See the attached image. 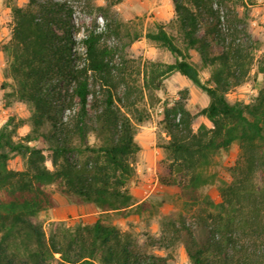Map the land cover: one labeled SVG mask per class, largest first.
Instances as JSON below:
<instances>
[{
	"label": "trees",
	"instance_id": "16d2710c",
	"mask_svg": "<svg viewBox=\"0 0 264 264\" xmlns=\"http://www.w3.org/2000/svg\"><path fill=\"white\" fill-rule=\"evenodd\" d=\"M122 1L97 6L105 22L88 26L79 42L67 0L9 1L11 36L0 48L4 76L11 79L5 95L25 103L29 115H10L0 127V264H169L174 255L159 251L178 244L190 264H264V85L250 102L227 96L248 81L257 59L256 40L241 28L253 2L173 0L181 45L160 23L144 36L174 61L145 60L135 69L136 61L106 40L123 31L109 15ZM192 51L210 71L205 80ZM260 62L264 79V58ZM175 72L203 90L209 103L196 114L183 98L163 104L169 139L160 144L166 155L156 162V177L177 188L193 218L163 214L160 235L140 242L116 219L147 205L129 186L141 149L137 126L150 119L154 92ZM197 115L211 125L195 129ZM21 126L29 127L22 136ZM234 143L240 155L231 179L219 180L211 169L214 156ZM16 156L20 169L10 167ZM211 184H217L218 202L203 192ZM56 193L93 203L97 220L54 221L47 234L32 218L56 206Z\"/></svg>",
	"mask_w": 264,
	"mask_h": 264
},
{
	"label": "rangeland",
	"instance_id": "374dc122",
	"mask_svg": "<svg viewBox=\"0 0 264 264\" xmlns=\"http://www.w3.org/2000/svg\"><path fill=\"white\" fill-rule=\"evenodd\" d=\"M10 0H0V48L2 44L7 42L11 36L12 16L9 6ZM28 0H13V3L24 6ZM73 9L72 23L74 24L72 36L79 42L83 37V33L88 26H92L95 22L100 25L104 24V18L97 10V6L105 5L107 0H67ZM252 5L249 7V16L246 23L241 24L256 40V61L251 70L249 79L243 85H240L231 90L227 96L231 101L250 102L252 101L259 89L264 85V79L258 72L259 63L264 58V0H251ZM243 10L239 6V12ZM260 10V11H258ZM109 15L113 19H117L123 23V31L119 35L109 34L106 38L108 44L115 45L121 53L127 55L128 58L135 60V69L142 65L145 60H154L161 62H173L175 57L167 49L145 38V33L156 30L157 24H163L166 30L177 36V42L181 45V40L178 36V30L173 23L175 17L173 0H123L118 5L111 8ZM254 20L258 21V25H253ZM260 26V28H259ZM135 35H140L133 42L129 40ZM79 47V43L76 44ZM193 61L200 68L202 80H205L210 71L201 65L198 54L192 51ZM6 67V57L0 49V127L6 123L10 115H15L16 118H26L29 115L27 105L14 98L5 95L11 89L10 85H5L6 82H11V79L4 76ZM141 81L139 80V83ZM158 98L155 106L151 107V117L149 120L137 126L136 138L141 137L142 141L153 139L154 142L149 145L150 159L165 157L164 150L160 144L169 139L167 130L163 123V104L171 105L174 101L184 100L187 108L196 114L202 107L209 103L208 95L193 84L189 79L178 72L172 73L164 80V85L161 89L154 92ZM185 94V97L183 95ZM206 123L211 125L210 121L202 116L197 115L193 126L196 129L199 124ZM29 130L28 126L18 128V135H25ZM96 140L93 134L90 135L89 141L92 143ZM139 151L136 161V170L140 164ZM240 155V147L238 143L232 144L227 150H222L214 156L212 171L216 172L219 180L231 179V168ZM49 164V163H48ZM151 165V164H150ZM10 167L20 169L23 167V160L16 156L10 160ZM156 167H144L135 175L130 182V190L141 195H147L144 199L147 202L146 207L140 214H134L127 218H117L116 222L126 230H129L135 238L140 242L146 241L149 236H159L161 233L162 222L164 221L163 214H169L174 218L184 216L188 220H192V212L189 211L176 187H165L157 182ZM203 192L209 194L216 202L221 200L217 184H211L203 188ZM58 193L55 194V196ZM41 212L33 217L35 223L41 224L46 233L49 234L51 224L54 221L48 222L46 218L41 216ZM80 219L69 218L64 220L66 223H75ZM82 220V218H81ZM161 254L171 252L175 259L169 264H190L185 253V249L181 244L174 246L173 249L160 250ZM55 264V262L50 263Z\"/></svg>",
	"mask_w": 264,
	"mask_h": 264
},
{
	"label": "crops",
	"instance_id": "0c3cea01",
	"mask_svg": "<svg viewBox=\"0 0 264 264\" xmlns=\"http://www.w3.org/2000/svg\"><path fill=\"white\" fill-rule=\"evenodd\" d=\"M260 11V10H258ZM253 25H258V21L254 20L252 22V28ZM260 28V26H259ZM137 142L140 144L141 149V155H140V164L138 165V173H140L141 171H144V167H153L155 168L156 162H157V158L151 160L150 159V147L149 145H151L154 140L153 139H149L145 141L141 140V137L138 136V138H136ZM150 151V152H149ZM151 164V165H150ZM157 180V179H156ZM158 182V180H157ZM132 194L134 195V197L136 198L137 202H141L143 201L147 195H141L138 194L134 191H132ZM55 200H56V206L53 208H50L46 211H42L41 216L46 218L48 222L50 221H64L67 220L69 218H75V219H80L82 218V221L84 223L87 224H92L94 223L97 218L98 215L100 213V211L98 210V208L93 204V203H89V202H71L69 201L66 197L57 194L55 196Z\"/></svg>",
	"mask_w": 264,
	"mask_h": 264
}]
</instances>
